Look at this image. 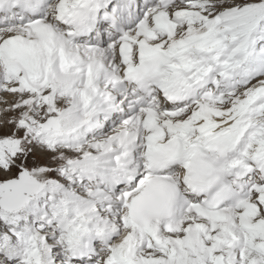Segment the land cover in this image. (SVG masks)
<instances>
[{
	"label": "snow or ice",
	"instance_id": "obj_1",
	"mask_svg": "<svg viewBox=\"0 0 264 264\" xmlns=\"http://www.w3.org/2000/svg\"><path fill=\"white\" fill-rule=\"evenodd\" d=\"M0 264H264V0H0Z\"/></svg>",
	"mask_w": 264,
	"mask_h": 264
}]
</instances>
